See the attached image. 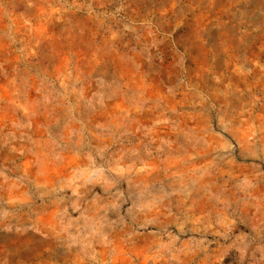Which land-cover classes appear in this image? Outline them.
<instances>
[{
    "label": "rangeland",
    "instance_id": "rangeland-1",
    "mask_svg": "<svg viewBox=\"0 0 264 264\" xmlns=\"http://www.w3.org/2000/svg\"><path fill=\"white\" fill-rule=\"evenodd\" d=\"M0 264H264V0H0Z\"/></svg>",
    "mask_w": 264,
    "mask_h": 264
}]
</instances>
